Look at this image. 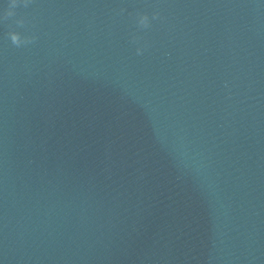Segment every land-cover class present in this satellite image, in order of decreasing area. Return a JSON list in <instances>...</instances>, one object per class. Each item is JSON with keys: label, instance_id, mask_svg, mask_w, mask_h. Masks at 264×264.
Wrapping results in <instances>:
<instances>
[{"label": "water", "instance_id": "water-1", "mask_svg": "<svg viewBox=\"0 0 264 264\" xmlns=\"http://www.w3.org/2000/svg\"><path fill=\"white\" fill-rule=\"evenodd\" d=\"M10 2L0 264H264V0Z\"/></svg>", "mask_w": 264, "mask_h": 264}, {"label": "clouds", "instance_id": "clouds-1", "mask_svg": "<svg viewBox=\"0 0 264 264\" xmlns=\"http://www.w3.org/2000/svg\"><path fill=\"white\" fill-rule=\"evenodd\" d=\"M26 2H27V0H26ZM16 4H17V0H11L9 7H8L7 11L5 12V17L14 15V8L16 7ZM154 15H158V13L154 14ZM23 23H24V21L22 19L17 20V24H23ZM139 23L144 25V26L148 25L149 19H148L147 14L140 15ZM9 36L11 38V41L16 45H20L21 43L26 42V40L28 39V38H22L20 33L16 32V31H11L9 33ZM140 51H141V49H137L138 53Z\"/></svg>", "mask_w": 264, "mask_h": 264}]
</instances>
